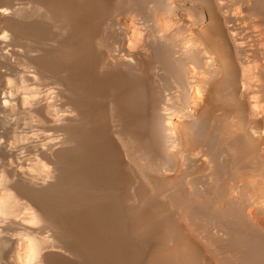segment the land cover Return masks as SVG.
<instances>
[{
	"label": "bare ground",
	"instance_id": "6f19581e",
	"mask_svg": "<svg viewBox=\"0 0 264 264\" xmlns=\"http://www.w3.org/2000/svg\"><path fill=\"white\" fill-rule=\"evenodd\" d=\"M263 194L264 0H0V264H264Z\"/></svg>",
	"mask_w": 264,
	"mask_h": 264
},
{
	"label": "rangeland",
	"instance_id": "374dc122",
	"mask_svg": "<svg viewBox=\"0 0 264 264\" xmlns=\"http://www.w3.org/2000/svg\"><path fill=\"white\" fill-rule=\"evenodd\" d=\"M106 1V0H105ZM248 26H249V23H248ZM245 36H246V39L245 40H247V43H248V53L244 56V58H243V60L245 61V63H246V65H248V67H252V68H254V67H256V65H260L261 64V62H260V56H258L256 53H255V42H256V40H255V36L253 35V31L251 30V28H249L248 29V32H246V34H245ZM144 60L146 61V59L144 58ZM134 77H133V76ZM130 76V77H129ZM136 76V77H135ZM122 78H124L123 80H122ZM137 79V78H140L139 80L137 79V80H135V79ZM116 79V80H115ZM114 79V81H115V83L118 85V87L120 88V93H123V94H128V96L129 97H131L132 96V98L134 97L135 98V96H137L138 98L136 99V101H135V103H131L130 102V105H129V112H130V118H131V121L136 125L137 124V128L139 129V133L142 135V134H144V127L142 128V125H141V123L143 124V120H144V118H145V116H146V114H147V93H146V91H144L143 92V89H146L145 88V86L143 87V84H145L146 85V79H145V75H144V73L142 74V71H139V72H136V73H134V72H126L125 74H124V77H123V75L122 76H118V77H116ZM126 80V81H125ZM135 80V81H134ZM123 81H124V83H123ZM126 82V83H125ZM137 82V83H136ZM52 82H48V83H46V84H44V85H40V87H37V86H39V85H37V84H35L34 86L38 89H40L41 88V86H42V88L40 89V90H43L42 92L44 93V94H42V96H41V93L42 92H40V94H39V96L40 97H44L45 96V94H46V98L50 101H52V100H54V97H53V95H54V91H55V86L53 87V85H55V84H53V85H51L50 86V84H51ZM123 83V84H122ZM134 85H133V84ZM125 85V86H124ZM137 85V86H136ZM133 86V88H131ZM136 86V87H135ZM140 87V88H139ZM51 88V89H50ZM52 88H54V89H52ZM122 88V89H121ZM141 88H143V89H141ZM255 89H257V87H255ZM134 90V91H133ZM138 90H140L139 91V93H137L136 94V91H138ZM252 90V89H251ZM250 90V91H251ZM130 91H132L131 92V94H130ZM249 91V92H250ZM133 93H135V96L133 95ZM143 93V94H142ZM144 93H146V94H144ZM52 95V97H53V99H50V95ZM140 94V95H139ZM44 95V96H43ZM143 96V97H142ZM244 100H245V103L248 105L249 104V102H250V98H249V96H248V94H246V96L244 97ZM139 101V102H138ZM142 101V102H141ZM56 102H59V103H61L60 102V100H57ZM138 102V103H137ZM59 103L57 104V107H59V109H60V107L61 106H63V105H61L60 104V106H59ZM63 104V103H62ZM65 104V103H64ZM134 104V105H133ZM137 105H139V106H137ZM66 105H64L63 107H65ZM132 106H134V107H132ZM137 106V107H136ZM144 106H146V107H144ZM63 107H61V109L62 110H59L60 111V114H63L64 113V111H66L67 110V106L65 107V108H63ZM64 109H66V110H64ZM200 110H201V107L200 106H198L197 107V112L198 113H200ZM220 109H216V110H214V113H213V115L215 116V118H216V122H215V124H217L218 126L217 127H219V125H221L222 123H223V121H224V118L222 117L223 116V114L221 113L222 112V110H220ZM61 111H62V113H61ZM131 112H133V113H131ZM139 112V113H138ZM217 112H219V113H217ZM68 113V111L66 112V113H64V114H67ZM142 113H143V115H142ZM145 113V114H144ZM137 115V116H136ZM139 115H142V116H140L141 117V119H142V121H138V120H141L140 119V117H139ZM138 117H139V119H138ZM49 119L51 118V116H49L48 117ZM134 119V120H133ZM49 122V124L47 125V124H45L44 126H42L41 127V129L39 128L40 126H38V124L37 123H35V125L32 127V131H31V133H32V137H33V139L35 140V142L37 143V142H39V141H37L38 140V137H39V140L41 141V142H48V141H52V140H50L51 138H53V137H51V135L53 136V134H54V132H55V130H53V129H55V127H54V125L52 124V121H48ZM138 122H139V124H138ZM46 126H47V128L49 127V128H51V126H52V128L50 129V131H48L49 130V128L47 129L46 128ZM46 128V132L48 131L49 133H48V135H46V133H44L43 131H45V128ZM5 128V127H4ZM21 128H22V126H21ZM20 128V129H21ZM38 128V129H37ZM42 128H44V129H42ZM7 129L5 128V130L2 128V133H4V134H7L8 135V133H7V131H6ZM35 130V131H34ZM43 130V131H42ZM142 130V131H141ZM5 131H6V133H5ZM37 131V132H36ZM36 132V133H35ZM41 132V133H40ZM37 133H39L38 135H37ZM43 133V135L44 136H46V137H44L43 135H41V136H39L40 134H42ZM52 133V134H51ZM7 135H3L2 137H4V138H6V139H4L3 138V140L5 141V142H9V138H7ZM43 136V137H42ZM51 138H50V137ZM143 136V135H142ZM9 137V136H8ZM42 138L44 139V140H42ZM22 151V149L20 148L18 151H19V153H21V151ZM261 194V193H260ZM262 195V194H261ZM264 195V194H263ZM163 198V197H162ZM161 198V200H164L166 197H164L163 199ZM182 223L184 224V226H185V230H186V232H188V226H187V223H186V221H184V220H182ZM170 242H172L171 240H169ZM168 241V242H169ZM167 242V244L170 246H172L173 245V242H172V244L171 243H168ZM148 244V245H147ZM155 244H154V242L151 240V239H148L147 241H146V246H145V250H147V251H145V261H149L150 260V257L153 255V252L155 251ZM147 255V256H146Z\"/></svg>",
	"mask_w": 264,
	"mask_h": 264
}]
</instances>
